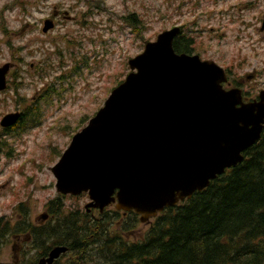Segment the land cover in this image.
<instances>
[{"label":"rangeland","instance_id":"1","mask_svg":"<svg viewBox=\"0 0 264 264\" xmlns=\"http://www.w3.org/2000/svg\"><path fill=\"white\" fill-rule=\"evenodd\" d=\"M43 1L49 8L72 7L76 20L65 22L66 29H57L48 37L36 34L39 52L26 54L25 63L11 61L15 65L8 74L10 87L0 92V122L8 112L23 110L33 98L45 95L36 102L35 115L27 125L6 137L8 155H0V217L13 224L24 213L35 225L45 222L46 204L58 194L51 169L73 136L87 126L112 89L130 73L129 59L142 53L145 43L155 41L159 34L173 26L183 27L185 36L194 40V53L203 60L224 69L237 68L245 60L240 73L264 70V33L259 32L264 0H245L249 6L237 8L232 7L238 2L231 0ZM15 3L0 0V68L14 56L6 43L15 39L6 36L5 28L6 24L14 27ZM31 10L36 17L44 16L36 14L33 7ZM89 10L91 15L83 17ZM130 14L142 21L140 31L133 32L120 20ZM77 36H85L80 45ZM69 41L75 42L69 45ZM23 99L27 104H19ZM78 202L86 204L85 199H70L66 205L71 209ZM149 229L150 225L138 221L136 238L142 240ZM26 236L10 238L0 251L1 262L18 263L37 254ZM68 259L60 264H67Z\"/></svg>","mask_w":264,"mask_h":264},{"label":"water","instance_id":"2","mask_svg":"<svg viewBox=\"0 0 264 264\" xmlns=\"http://www.w3.org/2000/svg\"><path fill=\"white\" fill-rule=\"evenodd\" d=\"M51 28L47 22L44 31ZM180 34L181 28L165 31L129 61L133 72L52 169L59 193H87L86 208L102 212L116 203L146 223L208 188L258 143L264 92L259 102L244 104L240 90L224 89L223 68L199 55L176 54ZM9 70L8 64L0 68V92ZM19 119L9 114L1 125ZM66 252L55 247L39 263L54 264Z\"/></svg>","mask_w":264,"mask_h":264},{"label":"trees","instance_id":"3","mask_svg":"<svg viewBox=\"0 0 264 264\" xmlns=\"http://www.w3.org/2000/svg\"><path fill=\"white\" fill-rule=\"evenodd\" d=\"M125 23L138 31L143 27L136 15ZM174 49L196 50L186 36L175 40ZM244 155L242 164L208 188L166 209L143 240L123 237L136 228L135 221L119 229L112 214L93 219L67 213L59 198L47 205L53 217L43 226L32 224L26 213L15 225L0 217V248L23 234L37 254L19 264H38L55 245L69 247L67 264H264V132Z\"/></svg>","mask_w":264,"mask_h":264},{"label":"flooded vegetation","instance_id":"4","mask_svg":"<svg viewBox=\"0 0 264 264\" xmlns=\"http://www.w3.org/2000/svg\"><path fill=\"white\" fill-rule=\"evenodd\" d=\"M88 4L86 0H84ZM231 1H237L238 5L232 8H237L238 6L244 7V6H249V3L245 0H231ZM82 3V1H81ZM17 4V5H16ZM35 9L36 14L44 15L43 17H36L33 15V12L31 8ZM10 8V6L8 7ZM17 8L18 14L12 21V25H7L5 28L6 36L8 35L9 37H12L15 39V42L8 41L6 45L10 50L13 51L14 56H10V60L8 63L14 67V63L11 61H19L25 63L26 61L24 60V56L26 54L32 53H38V44H37V35L36 34H41L43 37H48L51 34H53L57 29H66L64 26L65 22H74L75 16L72 15L73 9L68 8L65 9L64 7H60L59 5H52L50 8L44 3L43 0H30L27 2L26 0H16V3L13 7V9ZM9 10V9H8ZM91 14V10H89L87 13L83 14V17L89 16ZM264 18V14H263ZM262 18L261 23H260V28L259 32L264 33V19ZM47 20L51 21V25L53 26V29L50 30L49 32L45 33L44 32V26L45 22ZM85 25V22L82 23ZM175 26H173L174 28ZM8 28H10L12 31H9ZM183 35L185 34V30L183 27H181ZM83 36V35H82ZM85 37V36H84ZM84 37L80 38L77 36V45H80L79 42L84 41ZM75 41H69V45H73ZM33 48H36L34 51H32ZM17 53V55H15ZM41 53V52H40ZM245 60H243L240 64H238L237 68H234V65H231V67H226L225 71L228 76L227 82L224 84V89L226 90H232V89H237L241 91L242 95V100L244 104H251L254 102H259L260 101V95L264 92V83H260L261 78L264 77V70L259 71V69H254L252 73H240L239 71L242 69L243 63ZM31 67L35 68L34 64H31ZM264 68V66H263ZM3 93V92H1ZM0 93V94H1ZM44 95V94H42ZM42 96L35 97L32 100L33 105L26 110V111H20L22 114V120L20 123H18L16 126L13 128L9 129H3L0 128V155H7V152L5 151L6 148L8 147V143L6 141V137H8L11 132L16 131L19 127H23L28 121V117L26 115H31L33 112L31 110L34 108H37V105H34L36 100H39ZM10 112H8L9 114ZM48 211L49 209L46 208ZM71 210H74L71 208ZM75 212L78 213V215H84L85 212L81 209H75ZM85 211L92 216L93 219H97L99 215H102V213L99 212V210L96 209H91V210H86ZM115 211V216L118 218L117 224L120 225V227H123L124 223H126L129 220H132L136 218L134 212H118ZM48 218L50 217L49 212L47 213ZM137 218H139L137 216ZM45 224H40L39 226H42ZM125 233L127 235L123 236L125 239L136 241V234L135 231H132L131 233ZM31 241L28 239V242ZM21 248V247H20ZM2 249V248H1ZM0 249V251H1ZM20 250V249H19ZM70 252L66 254V257L63 256L62 259H66L68 257H71L69 255ZM61 260L59 263H61ZM1 261V260H0Z\"/></svg>","mask_w":264,"mask_h":264}]
</instances>
